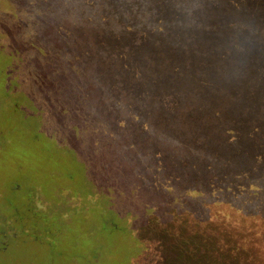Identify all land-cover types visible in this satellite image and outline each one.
Returning <instances> with one entry per match:
<instances>
[{
    "label": "trees",
    "instance_id": "16d2710c",
    "mask_svg": "<svg viewBox=\"0 0 264 264\" xmlns=\"http://www.w3.org/2000/svg\"><path fill=\"white\" fill-rule=\"evenodd\" d=\"M61 4L92 138L123 144L216 256L240 255L221 262L264 264V0Z\"/></svg>",
    "mask_w": 264,
    "mask_h": 264
},
{
    "label": "rangeland",
    "instance_id": "374dc122",
    "mask_svg": "<svg viewBox=\"0 0 264 264\" xmlns=\"http://www.w3.org/2000/svg\"><path fill=\"white\" fill-rule=\"evenodd\" d=\"M62 2L0 0V264L239 257L216 256L194 221H177V205L166 212L170 198L147 188L144 164L130 162L123 144L119 156L112 142L92 138L96 126L86 114L99 108L77 105L68 81L76 60L66 57V40L75 46L79 32Z\"/></svg>",
    "mask_w": 264,
    "mask_h": 264
},
{
    "label": "flooded vegetation",
    "instance_id": "af4514ba",
    "mask_svg": "<svg viewBox=\"0 0 264 264\" xmlns=\"http://www.w3.org/2000/svg\"><path fill=\"white\" fill-rule=\"evenodd\" d=\"M25 260H29V258L28 259H25Z\"/></svg>",
    "mask_w": 264,
    "mask_h": 264
}]
</instances>
